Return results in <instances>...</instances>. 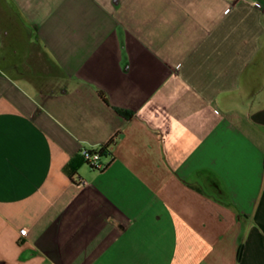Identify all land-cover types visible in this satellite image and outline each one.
Wrapping results in <instances>:
<instances>
[{"label":"crops","instance_id":"0c3cea01","mask_svg":"<svg viewBox=\"0 0 264 264\" xmlns=\"http://www.w3.org/2000/svg\"><path fill=\"white\" fill-rule=\"evenodd\" d=\"M0 264H264V0H0Z\"/></svg>","mask_w":264,"mask_h":264},{"label":"built area","instance_id":"2783aa9c","mask_svg":"<svg viewBox=\"0 0 264 264\" xmlns=\"http://www.w3.org/2000/svg\"><path fill=\"white\" fill-rule=\"evenodd\" d=\"M83 156L85 158L86 163L95 170H104L107 168L108 163H105L103 161V155L100 153V150H83ZM79 183L82 185H86V182L84 180H79ZM28 232L27 228H23L20 230V233L22 236H26Z\"/></svg>","mask_w":264,"mask_h":264},{"label":"trees","instance_id":"16d2710c","mask_svg":"<svg viewBox=\"0 0 264 264\" xmlns=\"http://www.w3.org/2000/svg\"><path fill=\"white\" fill-rule=\"evenodd\" d=\"M100 96L103 98L104 101L108 102L106 95L103 92H100ZM100 153L104 156L105 154L109 153L108 145L103 146L100 149ZM108 167V166H107ZM93 169V168H92Z\"/></svg>","mask_w":264,"mask_h":264},{"label":"rangeland","instance_id":"374dc122","mask_svg":"<svg viewBox=\"0 0 264 264\" xmlns=\"http://www.w3.org/2000/svg\"><path fill=\"white\" fill-rule=\"evenodd\" d=\"M86 165L90 168V166L88 164H86Z\"/></svg>","mask_w":264,"mask_h":264}]
</instances>
